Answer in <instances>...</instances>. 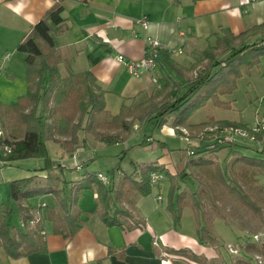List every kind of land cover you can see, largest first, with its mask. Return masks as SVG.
<instances>
[{
  "label": "crops",
  "instance_id": "obj_1",
  "mask_svg": "<svg viewBox=\"0 0 264 264\" xmlns=\"http://www.w3.org/2000/svg\"><path fill=\"white\" fill-rule=\"evenodd\" d=\"M60 1L62 32L54 38L55 45L63 58L59 70L60 72L63 70L65 74L68 71L75 74L90 73L104 92L105 109L111 115L118 114L122 105L132 108L146 101L159 89L158 82L152 81V77L159 79L158 69L143 73L140 77H133L125 66L116 60L118 55L127 60L141 59L144 55L146 37L157 39L168 49H180V54L174 53L169 57L182 69L189 70L196 55L208 45H213L214 36L222 35V30H229L237 35L264 23V0ZM53 3L54 0H0L1 105L14 104L18 98L25 96L27 92L24 62L26 55L18 52L17 47ZM142 16L150 22L147 30L133 23L135 19ZM133 32L137 35L136 37L133 36ZM182 56H185V59H178ZM191 74L192 72H188V75ZM242 75L247 79L249 86L254 87L255 92L264 96V57H261L258 64L248 73L243 71ZM229 97L231 95L219 97L226 106H217L213 100H209L204 107L190 116L185 125L177 129L172 128L169 123L160 130L152 129L148 124L140 125L141 128L135 124L129 138L132 135H136V140L137 136L149 137L151 144L148 146L156 145L153 143L155 140L153 132L157 130L161 137L179 139L186 144V147L180 148L184 154L183 164H185L189 158L185 155L191 147H188L189 144L196 147L193 142L194 138L197 139L196 132L216 125L218 121L250 125L243 122L241 118L240 120L235 118L232 112L229 117L224 115L228 111H236L232 108L234 101L231 104ZM227 99L229 101H226ZM204 109L207 110L206 115L197 116ZM256 112H259L258 109L255 110ZM239 114L241 115V112ZM200 124L205 126L201 128ZM138 129L140 132H137ZM149 129L151 133L145 132ZM142 132L144 133L141 135ZM176 133L180 134L176 135ZM58 139L59 142L48 141L45 144L52 168L50 171L44 169L46 167L44 158L10 162L0 159V204L4 203L12 210V213L6 216L10 226L21 231L25 230L15 204L8 197L10 182L34 175L45 178L49 173L64 181L73 182L80 179V173L88 171V166L97 165V162L101 160L99 154L103 150L100 145L103 143L94 140L90 142L88 138L82 136L76 150L72 154H67L63 144L65 137H58ZM141 141L136 144L139 145ZM50 146H52L51 149ZM167 150L171 151L175 164L179 159L174 154L176 150ZM160 160H162L161 155L141 163L156 161L166 167V164ZM118 161L119 156L112 159L109 165L121 166L122 162L117 164ZM131 161L137 162L135 159ZM167 162L172 163L171 160ZM107 170L97 169L93 172L105 174ZM160 185L161 180L156 186L151 187V193L145 197L139 196L135 191H127L121 198L120 205L116 204L120 209H127L135 220L143 222L144 226L131 231L104 225L98 214L94 213L97 206L95 190L82 192L77 203L78 210L82 212L81 224L76 233L68 237L54 234L52 224L46 220V206L54 207L53 199L50 196L31 198L27 200V204L31 207L32 214L41 218L36 232L43 234L46 250L44 253H32L26 257L12 259L0 248V264H177L176 261L179 262L178 264H202L171 255L166 252L167 248H186L205 258L203 264H226V260H231L233 263L240 259L248 260L250 264H258L253 254H259L244 251L247 240L243 235L248 234L249 230L247 232V228L240 224L224 222L234 233L236 243L233 247L239 251L236 255L230 254L225 249L224 243L218 236L217 245H202L198 242V238L185 235L182 229L179 232L175 231L164 211L165 201L160 197ZM154 219L162 223V231ZM30 226L28 230H32L33 227ZM159 231L161 232L158 233ZM211 231L215 235L213 226ZM166 235L169 236L167 239ZM256 235L257 239L251 238L247 244L264 249V229H257L250 236ZM259 256L262 257L264 264V255Z\"/></svg>",
  "mask_w": 264,
  "mask_h": 264
},
{
  "label": "trees",
  "instance_id": "obj_2",
  "mask_svg": "<svg viewBox=\"0 0 264 264\" xmlns=\"http://www.w3.org/2000/svg\"><path fill=\"white\" fill-rule=\"evenodd\" d=\"M61 12V1L54 0L17 47L18 52L26 55L27 92L14 104H0V159L4 162L44 158V169L50 171L52 168L45 144L48 141L59 142L58 136L65 137V152L72 154L80 144L79 133L91 136L94 141L112 145L124 143L136 123L148 124L157 130L168 123L174 129L182 127L209 100H213L217 106H226L219 97L231 94L242 71L248 73L264 57V23L237 35L222 30V35L214 36L213 45H208L196 55L189 70L179 67L163 51L157 65L160 75L157 93L132 108L122 105L118 114L111 115L105 109L104 92L90 73L68 71L65 77H61L59 65L63 58L54 42V38L62 32ZM188 72L192 74L188 75ZM216 124L219 127H246L229 121H218ZM204 126L199 125L201 128ZM256 139L261 142L262 148L240 143L219 145L204 142L205 148L193 147V156L190 153L185 168L177 172H171L156 161L137 163L130 160L128 169L117 165L106 173L110 178L108 186L100 182L97 177L99 173L92 171H84L80 179L73 182L50 173L45 178L34 175L12 181L8 184V197L15 204L25 230L7 223L6 216L12 210L1 203L0 248L12 259L45 252L43 234L36 232L41 218L33 215L27 204V200L34 197L50 196L53 199L55 206H46V220L52 224L54 234L64 237L75 234L81 224L82 212L78 210L77 203L84 190L96 191L94 213L107 227L127 231L142 227L143 222L135 220L129 211L119 209L116 204L130 190L139 196H148L151 193L150 175L155 172L169 180L167 211L174 227L180 224L181 208L189 205L196 220L198 242L215 246L218 237L211 231V224L205 220L202 208L205 198L217 218L227 222L218 205L217 187L231 202L264 223L262 207L248 193V187L257 177H264V130L257 134ZM148 144H151L149 137H144L139 143L140 146ZM241 148L250 149L258 156H247ZM221 149H228L231 154V161L224 162L223 166L215 155L213 158L206 156ZM127 152H123L124 158ZM188 167L192 169L190 172L186 171ZM189 179L197 182L196 189L188 185L181 188L180 183L185 184ZM65 187H69L67 196H64ZM262 194L264 196V187ZM31 223L33 226H30ZM29 226L33 227L32 230L27 229ZM245 248L264 255L262 247L247 244ZM166 252L205 263V258L186 248H167ZM236 264L250 263L240 259Z\"/></svg>",
  "mask_w": 264,
  "mask_h": 264
},
{
  "label": "rangeland",
  "instance_id": "obj_3",
  "mask_svg": "<svg viewBox=\"0 0 264 264\" xmlns=\"http://www.w3.org/2000/svg\"><path fill=\"white\" fill-rule=\"evenodd\" d=\"M178 59H185V56L178 57ZM60 74H61V77H65L67 75V74H65V72L63 70L60 72ZM242 74H243V71H242ZM242 74H241V77L236 82L235 90L231 94H229V95H231V97H229V99H231L230 103L232 104L234 101V106H232V108L235 109L236 111H228L227 113H224V115L226 114V116L229 117L230 113L232 112V114L235 116V118L237 117L239 120L241 118L243 122H247L250 124V125H245V126L250 127V126L254 125L256 122H259L262 118H264V116H262V115H264V96H260L261 94H259L258 92H255L256 90L254 89V87L252 85L249 86L247 79L245 77H242L243 76ZM157 82H158V80H157ZM229 99H227L226 101H229ZM256 109H258L259 112L255 113ZM206 111H207L206 109L202 110V112H200L199 115H197V116H200V115L205 116ZM239 112H241V115L239 114ZM215 127H219V126L216 124V125H213L210 127L203 128L202 131L196 132L195 136H197V139L196 138L193 139L194 145L196 144V146H198V147L205 148L206 145L203 142H207L209 140V136H211V134H213V133L215 134V131H210V128H215ZM227 127H229V126H227ZM139 128H141L140 125H139ZM137 132H140V130L138 129ZM145 132L151 133L152 131L149 129ZM143 133L144 132H142L141 135ZM153 133H154V137H155L154 138L155 140H153L154 141L153 143H155L156 145H152V146H150V145L149 146L148 145H146V146L145 145L144 146L137 145L136 143L138 141L142 140L144 137L143 136L142 137L137 136V140H136V138H135L136 135H132L131 138H129L125 143H118V144H112V145H105V144L100 145V148L103 150V152H101L99 154V157L101 158V160L99 162H97V165L88 166V171L93 172L94 170H97V169H101V170L108 169L104 174L105 176H107L106 173L110 172L114 168V165L111 167L109 165V162L118 156H119V161L117 162V164L121 163V161L123 160L121 166L124 169H128V167L130 166L129 161L131 159H135V160H137V163H141V161L153 160L156 157H160V155L162 156V160H160V161L164 162L166 164V167H168L172 172H177V171L183 170L185 168V164H183V155L184 154H183L182 150H180V148L183 146L186 147V144H184V142H182V141H179V139H175V138L172 139V138L164 137V136L161 137L157 130L154 131ZM79 134H80L79 138L83 136L84 138H88L90 140V142H93L92 141L93 139L91 136L85 135L83 133H79ZM178 134H180V133H176V135H178ZM58 137H62V136H58ZM161 143H163V145ZM190 146L193 147V144H189L188 147H190ZM51 147L52 146H50V149H51ZM188 147H187V149H188ZM191 147L188 151L185 152V155L187 157L193 156V153H191V150H193V148H191ZM250 147L262 148L261 145H259V146L255 145V146H250ZM167 149H170V150L175 149L176 150V151H174V154L177 157H179V159L177 160V162L175 164L173 162L174 157H173L171 151H169ZM242 149H243V153L247 156H258L254 153V151H252L250 149L241 148L240 150H242ZM126 150H128V152H127L126 157L124 158L125 153H123V152ZM228 151H229L228 149H223V150L221 149L215 154H211V155L207 154L206 156H208V158H213L212 156L215 155L217 157V159L220 161V163H221L220 165L223 166L224 162L231 161V154ZM189 153H191V156ZM169 160H171L172 163L171 162L168 163L167 161H169ZM191 170L192 169L190 167L186 168L187 172H190ZM75 175L79 176V174L78 175L75 174ZM81 175H82V173H80V176ZM107 178L110 181V178L108 176H107ZM180 184H181V188L183 186L188 185V186H191V188L193 190L196 189L198 186L197 182L193 179L186 180L185 184L184 183H180ZM160 186H161V196L160 197H161V199H163L165 201L164 202L165 204L163 206L164 211L166 213L167 218L171 222L173 229L175 231H178V232H179V230L182 229L183 232L185 233V235H189V237L192 236L193 238L194 237L197 238L196 220H195L194 212H193V209L191 208V206L185 205L181 208L180 224L178 227H174L172 218L167 211V206H168V201H169L168 200V198H169V180H168V178L164 177L163 179H161V185ZM263 187H264V177H262V176L257 177L256 181L248 187V193L252 199L257 200L259 202V205L262 207L261 213L263 214V217H264V196L262 194ZM68 192H69V189H67V187H66L64 189V194L68 195ZM216 193L218 195L217 196L218 205L220 206L221 212H223L225 214L226 221H228V223H231L234 225H235V223L240 224L242 227L247 228V232L249 230L248 234L243 235V237L246 238V240H247L244 244V246L246 247V244L249 243V240L251 238H253L254 240L257 239V237H258L257 235L253 236V237H251L250 235L253 232L257 231V229L263 230L264 229V223H262L260 220H258L256 217H254L251 213H249L246 209H244L240 205H236L233 202H231L229 200V198L226 196V194L223 193L221 188L217 187ZM0 200H1V198H0ZM203 202H204V207L202 209L205 213L204 218L208 223L211 224V226H213V231H214L215 235L220 237L219 240L224 243L225 247L228 245L233 246L236 243V242H234L235 241L234 233L224 223L223 220H220L217 218V214L215 213L214 209L208 204V201H206L205 198H203ZM118 205H120V203H118ZM163 207H162V209H163ZM121 209L128 211L125 208H121ZM234 217H236V219ZM154 221H155L156 225L158 226V228L162 231V229H163L162 223L159 222L157 219H154ZM212 222H213V225H212ZM161 231H159L158 233H160ZM168 237L169 236L166 235V239ZM242 248H243V246H242ZM262 249H263V247H262ZM244 251L246 252L247 250L244 249ZM247 252L249 253V251H247ZM256 254H258V253H256ZM259 255H261V254H259ZM259 255H257V256H259ZM253 256H256V255L253 254ZM230 257H233V256H230ZM260 260H261V263L263 264L262 257H260ZM230 262H231V260L225 261L226 264H236L237 263L235 261H233V263L232 262L230 263Z\"/></svg>",
  "mask_w": 264,
  "mask_h": 264
},
{
  "label": "built area",
  "instance_id": "obj_4",
  "mask_svg": "<svg viewBox=\"0 0 264 264\" xmlns=\"http://www.w3.org/2000/svg\"><path fill=\"white\" fill-rule=\"evenodd\" d=\"M135 25L139 26L143 30H147L150 26V22L144 16L137 18L133 22ZM133 36L137 35L133 32ZM165 51L168 55H172L174 53H181L180 49H168L166 48L160 41L152 37L145 38V47H144V55L139 60H127L123 56L118 55L116 57L117 62L122 63L127 69L128 73L133 77H140L143 73H150L158 69V60L161 52ZM152 81L157 83L156 77H152ZM264 130V118H262L259 122H256L254 125L250 127H215L210 128V131H215V134H211L209 136V140L205 142L206 144L216 143L219 145H229L230 143H240L246 144L250 146H259L261 142L256 139L257 134ZM6 151L8 149L6 148ZM98 179L104 186L109 185V180L107 176L102 173L97 175ZM163 178L160 173H152L150 175V186L154 187L158 184V182ZM160 201V198L158 197ZM44 206V204H42ZM36 216V215H35ZM37 218L39 216H36ZM33 226V223H31ZM256 238V237H255ZM225 249L233 255L239 254V251L233 246H226ZM259 264H261V260L259 256H254Z\"/></svg>",
  "mask_w": 264,
  "mask_h": 264
}]
</instances>
